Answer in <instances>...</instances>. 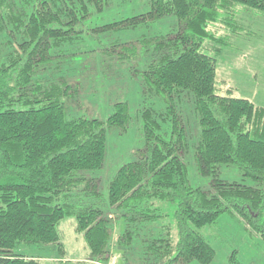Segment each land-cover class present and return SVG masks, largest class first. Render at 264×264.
<instances>
[{"label":"trees","instance_id":"1","mask_svg":"<svg viewBox=\"0 0 264 264\" xmlns=\"http://www.w3.org/2000/svg\"><path fill=\"white\" fill-rule=\"evenodd\" d=\"M151 2L145 12L107 23L134 28L172 15L176 24L174 32L133 44L134 54L148 49L154 54L142 70L145 96H163L167 105L163 111L151 106L142 109L145 146L137 159L120 166L110 181L109 199L113 206L126 209L124 215L139 211L141 219H155L162 213L154 204L158 200L176 204L178 238L170 232L153 237L138 264L193 260L209 264L216 250L200 227L218 223L222 214L243 217L264 235V107L248 97L217 92L216 60L222 49L218 43L226 36L214 34L218 23L236 19L233 10L264 12V0ZM107 4V0H30L20 6L17 0H0V10H10L8 19L1 14L0 30L9 21L25 27L23 49L0 65V264H48L16 252L15 246L59 243V222L70 215L76 216L90 254L110 257L112 216L91 204L76 206L75 201L80 193L101 194L100 178L88 171L103 166L107 129H128L129 103L117 101L106 119L68 117L66 98L74 93V86L63 77H48L47 83L36 77L40 66L45 67L53 56L51 48L75 39L82 31L80 22ZM187 91L193 93L199 124L196 159L201 173L212 177V188L191 184L181 156L190 137L182 107ZM165 122L170 124L168 136L160 131ZM222 164L237 165L256 184L221 178ZM115 238L119 244L131 243L133 234L126 227ZM64 260L50 264H73ZM230 261L243 264L236 250Z\"/></svg>","mask_w":264,"mask_h":264},{"label":"rangeland","instance_id":"2","mask_svg":"<svg viewBox=\"0 0 264 264\" xmlns=\"http://www.w3.org/2000/svg\"><path fill=\"white\" fill-rule=\"evenodd\" d=\"M29 1L17 0V5L27 6ZM107 2L103 11L93 10L80 22L78 28L82 31L75 39L66 40L51 48L53 56L45 67L40 66L36 77L43 83H47L48 77L52 80L63 77L74 86V93L70 98H66L68 117L84 115L106 119L114 112L117 101L126 100L129 103L132 120L128 129L121 130L118 126L107 129V152L103 166L88 171L89 175L100 178L101 194L80 193L75 201L76 206L91 204L101 207L106 215L112 216L110 224L114 241H111L109 259L93 257L83 231L77 226L76 216H66L59 222L61 235L59 243L21 242L15 246L16 252L41 258L48 264L64 259L73 264H138L141 252L153 237L170 232L174 239L178 238L176 204L172 201H156L154 203L157 206L156 210L163 215L160 213L155 219H141L138 217L139 211L129 210V213L124 215L123 211L126 209L113 206L109 199L110 181L120 166L137 159L138 152L145 146L142 109L151 106L163 111L167 105L163 96H145L142 70L146 68L154 54L151 53V49L141 51L140 46L139 54H134L133 44L139 43L145 37L174 32L176 24L170 18L171 15L134 28L109 27L107 25L109 22L147 11L152 2L151 0ZM9 11L0 10V16L3 14L8 19L6 13ZM18 12L20 10H16L17 14ZM233 12L236 19L229 17L228 23L221 21L216 25L217 29L215 28L214 32L215 35L226 36L225 41L218 43L222 49L216 60L217 92L248 97L264 107V12L259 10ZM243 27L244 30L236 33ZM24 28L23 23L20 24L19 21H9L5 29L0 30V65L9 61L12 54L15 55L23 49L21 43L25 39ZM27 106L29 105L24 107ZM182 107L188 119L190 137L181 156L187 164L190 182L193 186L212 188V177L201 173L196 159L194 144L198 140L199 124L197 127L198 117L194 113L192 92L187 91L183 94ZM160 131L168 136L169 122H165ZM220 177L229 181L256 184L254 179L245 176L234 164H222ZM126 227L132 231V242L119 244L115 237L118 233H123ZM200 231L216 250L215 258L209 264H232L230 255L235 250L243 264H264V235L252 229L243 217L224 213L218 223L200 227ZM178 264L202 263L193 260Z\"/></svg>","mask_w":264,"mask_h":264}]
</instances>
